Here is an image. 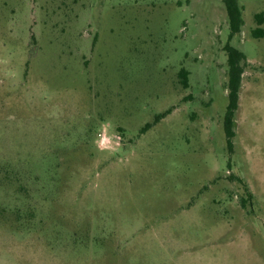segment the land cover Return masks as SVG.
Returning <instances> with one entry per match:
<instances>
[{"label": "rangeland", "instance_id": "1", "mask_svg": "<svg viewBox=\"0 0 264 264\" xmlns=\"http://www.w3.org/2000/svg\"><path fill=\"white\" fill-rule=\"evenodd\" d=\"M238 1L230 152L223 0H0V264H264V0Z\"/></svg>", "mask_w": 264, "mask_h": 264}, {"label": "trees", "instance_id": "2", "mask_svg": "<svg viewBox=\"0 0 264 264\" xmlns=\"http://www.w3.org/2000/svg\"><path fill=\"white\" fill-rule=\"evenodd\" d=\"M225 3L228 19L230 34L229 40L225 45V50L227 52V65H228V103L226 106V111L224 115V131L227 141V146L230 152H233V139L235 136V113L239 106V92L242 84L243 74L245 71L246 55L239 48L231 44L233 37L240 33L242 26L244 24L242 16V8L239 5L238 0H223ZM256 19L259 24L264 21L263 13L256 14ZM254 37H262L264 35V30L261 27H256L252 30ZM188 71L185 68H181L179 71V76L181 83L184 87H188ZM166 114L162 113L156 116L155 121H159ZM151 127L148 123L143 131Z\"/></svg>", "mask_w": 264, "mask_h": 264}]
</instances>
